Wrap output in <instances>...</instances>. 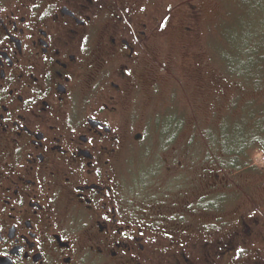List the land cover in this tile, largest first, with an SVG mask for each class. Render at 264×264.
<instances>
[{
  "label": "flooded vegetation",
  "instance_id": "af4514ba",
  "mask_svg": "<svg viewBox=\"0 0 264 264\" xmlns=\"http://www.w3.org/2000/svg\"><path fill=\"white\" fill-rule=\"evenodd\" d=\"M147 16L130 0H0V264H264L263 215L229 221L212 197L198 217L164 211L120 178L147 143L137 100L166 23Z\"/></svg>",
  "mask_w": 264,
  "mask_h": 264
},
{
  "label": "rangeland",
  "instance_id": "374dc122",
  "mask_svg": "<svg viewBox=\"0 0 264 264\" xmlns=\"http://www.w3.org/2000/svg\"><path fill=\"white\" fill-rule=\"evenodd\" d=\"M130 2L166 23L151 49L161 68L145 75L156 85L137 100L148 144L121 166L128 191L187 216L211 197L229 221L264 216V0Z\"/></svg>",
  "mask_w": 264,
  "mask_h": 264
}]
</instances>
